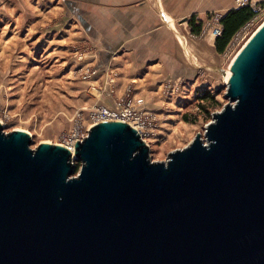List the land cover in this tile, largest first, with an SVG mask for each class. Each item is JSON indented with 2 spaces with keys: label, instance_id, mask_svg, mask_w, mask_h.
<instances>
[{
  "label": "water",
  "instance_id": "1",
  "mask_svg": "<svg viewBox=\"0 0 264 264\" xmlns=\"http://www.w3.org/2000/svg\"><path fill=\"white\" fill-rule=\"evenodd\" d=\"M226 85L204 139L165 163L123 122L73 152L0 123V264H264V25Z\"/></svg>",
  "mask_w": 264,
  "mask_h": 264
},
{
  "label": "rangeland",
  "instance_id": "2",
  "mask_svg": "<svg viewBox=\"0 0 264 264\" xmlns=\"http://www.w3.org/2000/svg\"><path fill=\"white\" fill-rule=\"evenodd\" d=\"M38 1L0 0V123L5 126L4 133L27 132L33 142L32 150L41 143L61 145V136L71 127L77 112L87 109L98 97V85L80 79L82 65L76 66L71 60L73 54L63 48L71 46L65 32L54 36L44 34L40 31L43 28L29 31L43 15H53V2ZM261 7L259 17L264 13V6ZM197 42L206 61H197L193 52L187 50L195 64L190 63L192 69L199 70L197 76L178 84L173 101L163 100L161 104L157 101L159 110L154 114L161 136L151 144L150 160L154 163H165L170 153L187 147L197 134L204 139L206 125L213 122V115L229 104L225 98V76L235 47L217 55L209 41ZM56 47L63 49L62 54L52 51ZM214 60L211 67L225 70L222 76L198 68L210 67L209 61ZM159 86L164 92L165 84ZM205 91L214 95L215 106L199 100L198 96ZM80 167L78 162L75 173Z\"/></svg>",
  "mask_w": 264,
  "mask_h": 264
},
{
  "label": "crops",
  "instance_id": "3",
  "mask_svg": "<svg viewBox=\"0 0 264 264\" xmlns=\"http://www.w3.org/2000/svg\"><path fill=\"white\" fill-rule=\"evenodd\" d=\"M234 1L50 0L54 3L53 15H43L29 31L38 27L54 36L65 32L71 46L63 48L73 54L71 60L76 66L116 73L117 93L131 85L144 99L146 108L155 113L159 110L157 101L161 104L163 100H174V91L161 92L160 83L170 81L175 89L182 80L197 76L199 70L192 69L190 63L195 64L189 53L192 51L197 61H206L197 42L201 39L190 32L189 19L194 16L202 21L211 13L225 15L234 9ZM202 41L214 47L212 39ZM61 50L56 47L52 51ZM65 61L69 62L67 58ZM209 62V66L215 64V60Z\"/></svg>",
  "mask_w": 264,
  "mask_h": 264
},
{
  "label": "built area",
  "instance_id": "4",
  "mask_svg": "<svg viewBox=\"0 0 264 264\" xmlns=\"http://www.w3.org/2000/svg\"><path fill=\"white\" fill-rule=\"evenodd\" d=\"M245 6L253 8L257 15L236 33L227 51H231L240 38L260 18L262 7L252 0L234 1V9ZM222 17L223 15L219 13H211L202 21L195 18V24L201 28L199 35L195 37L198 39L209 38L215 41L222 34ZM116 76V73L109 69L99 70L89 66H82L79 69V77L82 81L90 83L99 81L97 84L98 89L96 90L98 97L87 109L77 112L73 124L61 136V146L73 152L75 143L84 141L88 137L91 127L104 122H123L128 124L136 130L149 149L152 141H157L160 138L159 120L156 115L146 108L144 99L137 96L131 85L126 86L120 93H117L115 86ZM169 90L171 92L175 90L170 81L165 83V92Z\"/></svg>",
  "mask_w": 264,
  "mask_h": 264
},
{
  "label": "trees",
  "instance_id": "5",
  "mask_svg": "<svg viewBox=\"0 0 264 264\" xmlns=\"http://www.w3.org/2000/svg\"><path fill=\"white\" fill-rule=\"evenodd\" d=\"M258 6H264V2L258 3ZM257 13L249 6L242 8L232 9L223 15L221 24L223 26L222 34L214 41V49L218 55L226 53L228 46L237 32L242 29L248 22H250ZM190 32L194 36H198L200 33V26L195 24V17L192 16L188 21ZM199 100L209 103L211 106H215L214 95L208 91L203 92L198 96ZM202 109H205L202 107ZM77 164V163H76ZM75 164V168H76Z\"/></svg>",
  "mask_w": 264,
  "mask_h": 264
},
{
  "label": "bare ground",
  "instance_id": "6",
  "mask_svg": "<svg viewBox=\"0 0 264 264\" xmlns=\"http://www.w3.org/2000/svg\"><path fill=\"white\" fill-rule=\"evenodd\" d=\"M263 16L264 13L260 16L259 20L252 26V28L247 31L238 41V43L236 44L234 50L232 51V53L230 55H232V60L230 61V64L228 66V71L226 73L225 79L226 82L230 76V68L232 67L238 53L241 51V49L245 46V44L251 39V37L264 25L263 21ZM235 53V54H234ZM22 131V130H19ZM25 132V131H24ZM27 133V132H26ZM61 146V145H60Z\"/></svg>",
  "mask_w": 264,
  "mask_h": 264
}]
</instances>
